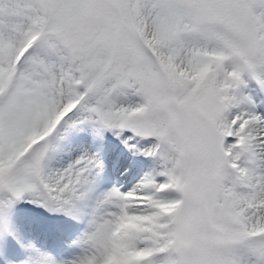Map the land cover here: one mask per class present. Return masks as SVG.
Segmentation results:
<instances>
[{"label": "rangeland", "instance_id": "obj_1", "mask_svg": "<svg viewBox=\"0 0 264 264\" xmlns=\"http://www.w3.org/2000/svg\"><path fill=\"white\" fill-rule=\"evenodd\" d=\"M104 3L114 13L99 16L97 25L92 10ZM55 4L59 10L44 33L57 29L63 37L66 17L85 9L83 41L74 45V33L66 35L67 44L56 34H41L43 14ZM6 7L7 17L0 18V203L50 190L40 167L51 147L27 164L20 155L54 132L67 99L74 105L84 98L82 115L67 120L65 132L82 125L81 116L90 117L113 142L125 129L128 149L138 139L151 141V149L158 138L168 139L172 148L157 165L178 154V165L167 171L180 203L163 218L171 233L160 244L175 264H264V237H253L264 228V212H249L247 196L240 195L250 192L236 191L238 174L226 172L229 159L238 155L225 147L232 118L226 124L222 118L228 91L245 86L246 78L253 90L254 78L264 80V0H7ZM116 47L121 68L105 74ZM239 144L249 150L251 138L243 135ZM240 154L238 164L251 168L247 153ZM62 170L66 186L77 168L69 162ZM61 221L65 217L56 224ZM2 226L0 231L10 230ZM183 244L191 251H183ZM22 249L14 263L36 264Z\"/></svg>", "mask_w": 264, "mask_h": 264}, {"label": "bare ground", "instance_id": "obj_2", "mask_svg": "<svg viewBox=\"0 0 264 264\" xmlns=\"http://www.w3.org/2000/svg\"><path fill=\"white\" fill-rule=\"evenodd\" d=\"M246 80L247 78L242 80L245 86L240 84L235 91H228L224 96L225 110L222 118L225 124L232 118L231 124L225 127L226 134L230 136L225 147L228 154L235 152L238 155L234 161L229 159L226 172L238 174L239 182L235 190L250 192L240 196H247L246 203L251 207L249 212L256 217L257 210L261 207L264 212V107L257 104L258 97ZM73 102L67 99L64 113L72 107ZM73 110L68 117L76 116L80 109L74 107ZM79 114L82 115L81 112ZM89 118L81 116L82 125L77 123L71 130L63 131L57 145L56 140L55 146L48 152L46 162L40 167L44 185L51 191L45 187L40 192L34 189L24 198L27 206L43 215L41 224L58 228L56 222L60 217H65L64 222L74 224L76 231L71 237L69 234L62 237L57 229L52 235L49 234V239L47 235L42 236L40 233L34 235L31 229L38 223L33 219L27 220V216L19 222L18 218L14 220L13 217H8L7 214L12 209L11 203L6 205L1 201L0 222L13 235L11 234L10 239L12 243L0 235L3 240L0 257L15 256V253L20 252L17 248L26 247L27 257L36 264H175L171 253L166 259L151 262H145V255L142 254L153 248H157L159 253L167 250L160 245L167 241L171 233L164 229L169 222L164 223L163 218H168L180 203L176 191L170 186L171 173L167 171V167L178 165V154L172 152L165 164L157 165L171 145L168 139L162 140L163 147L158 155L153 154L155 151L151 149V141L141 143L138 147L134 141L131 143L132 150L125 143L118 147L112 141L113 135L98 132L97 123ZM243 135L251 138L249 150H244L239 144ZM126 138L127 136L124 141ZM63 140L65 143L60 145ZM160 140L158 138L155 141L157 145L154 149L158 147V142L161 143ZM141 145L149 150L152 158L140 169L137 166L138 160L143 159ZM103 148L108 151L107 157L101 155ZM240 152L247 153L253 163L251 168L238 164L244 157ZM136 157L137 166L134 164ZM69 162H74L77 175L68 185L62 186L67 179L62 169ZM124 166L127 171L121 176ZM124 178L126 181L122 182ZM157 185L161 189L153 192ZM42 190L47 192H41ZM50 195L51 200L48 198ZM237 200L240 201L239 198ZM254 217L253 222L257 220ZM21 221L30 229L29 236L19 234L20 228L17 225ZM111 224L112 227L107 229ZM70 238L74 241H69ZM54 239L67 240L58 243L57 253L51 249ZM103 255L107 256L102 263ZM90 256L95 258L89 259Z\"/></svg>", "mask_w": 264, "mask_h": 264}, {"label": "trees", "instance_id": "obj_3", "mask_svg": "<svg viewBox=\"0 0 264 264\" xmlns=\"http://www.w3.org/2000/svg\"><path fill=\"white\" fill-rule=\"evenodd\" d=\"M6 6H7V0H0V18L5 19L7 17V7ZM58 10H59V4H55L51 8L49 13L44 14L45 23L42 29L43 31H47V24H48L49 18L52 17L54 14H56ZM108 10L114 13V11L107 4H105L102 8H99L98 10H97V7H94L92 12L95 14L96 23L99 22L98 20L99 15H104L105 12H107ZM86 12L87 10L80 9L76 11L75 16L71 15V16L66 17V19L64 20V25H63V28L65 30L63 37L59 35V30L57 29H50L51 31L46 32L47 37H49L51 34H56L57 36H60L64 40L66 35L71 36V34L74 33V36L72 38L74 44L78 41H83L84 36L86 34V26H85ZM108 16L110 17L111 15H108ZM56 28H59V27H56ZM120 68H121L120 55L117 54L116 52L113 59L109 61V63L105 67L104 71H105V74H114L118 72Z\"/></svg>", "mask_w": 264, "mask_h": 264}]
</instances>
